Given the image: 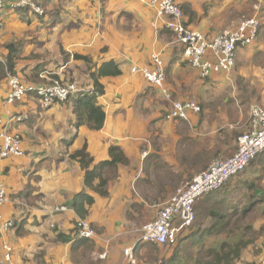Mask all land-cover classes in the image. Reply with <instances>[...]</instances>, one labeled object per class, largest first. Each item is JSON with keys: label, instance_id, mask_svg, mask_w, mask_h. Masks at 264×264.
I'll return each mask as SVG.
<instances>
[{"label": "crops", "instance_id": "1", "mask_svg": "<svg viewBox=\"0 0 264 264\" xmlns=\"http://www.w3.org/2000/svg\"><path fill=\"white\" fill-rule=\"evenodd\" d=\"M42 1L44 15L8 8L0 27V63L6 62L9 45L18 48L14 74L0 81V116H24L11 125V132L22 139V154L3 163L9 202L1 214L15 220V228L0 234V260L9 248L14 264H185L187 258L180 263L175 256L177 249L192 253L199 249L194 243L205 242L199 238L227 237L211 225L230 219L233 202L246 205L234 179L226 183L231 187L227 191L220 188L198 200L192 229H184L176 244L140 241L133 220L140 225L138 220L150 214L153 219L143 224L155 221L180 188L216 159L236 153L251 117L237 111L232 115L226 107L264 109V0H179L183 25L209 40L259 17L256 40L237 49L228 74L210 79H202L183 59L175 33L140 0ZM155 54L164 63V90L133 72L154 70ZM11 75L33 85L57 77L80 92L48 108L34 94L10 105ZM219 92L224 100L218 99ZM83 94H95L91 104L105 113L100 129L88 119L78 124ZM176 102H194L201 110H187L185 118L174 116ZM236 132L242 133L237 139ZM84 148L93 159L91 170L114 156L125 159L116 163L106 195L96 191L106 175L88 187L86 171L71 158ZM259 160L242 173L255 185L260 178L264 190V154ZM81 193L92 202L82 197L77 203ZM82 220L95 230V238H78ZM161 246L178 247L164 252ZM129 247L136 263L126 257ZM247 259L252 256L245 254L243 262L250 263Z\"/></svg>", "mask_w": 264, "mask_h": 264}, {"label": "built area", "instance_id": "2", "mask_svg": "<svg viewBox=\"0 0 264 264\" xmlns=\"http://www.w3.org/2000/svg\"><path fill=\"white\" fill-rule=\"evenodd\" d=\"M156 11L158 18L164 19L166 26L175 33L178 42L183 46V59L195 67L200 77L205 79L222 72L228 74L235 65V54L239 47H246L256 40L261 23L258 15L245 19L239 28L225 31L212 40L201 33L187 29L182 23L179 0H140ZM15 12L28 9L36 14H44L42 0H0V26L3 24L6 9ZM155 69H143L144 77L153 85L164 90L165 71L160 54L153 56ZM50 85L27 84L17 76H9L10 92L7 104L14 105L29 94L38 95L45 108L57 102H66L72 95L80 92L75 84H63L54 79ZM57 81L59 83H57ZM187 110L199 112L201 108L194 102H176L172 115L185 118ZM251 123L247 132L238 139L236 153L226 159H216L209 167L196 175L190 182L180 188L177 194L163 207L158 218L137 229L139 240L156 245L176 244L182 231L191 226L195 220V205L202 196L220 189L230 179L244 172L251 162L264 153V109L251 110ZM24 116L10 115L4 119L0 116V234L15 228V220H5L1 214L3 205L9 202L2 177L3 163L10 156L22 154V139L11 132V125L22 122ZM66 208H58L63 211ZM177 219L181 224L177 225ZM96 232L85 220L78 224V238L93 239ZM126 257L136 263L134 248L126 249ZM105 256V255H104ZM0 264H14L10 249ZM264 264V262H263Z\"/></svg>", "mask_w": 264, "mask_h": 264}, {"label": "trees", "instance_id": "3", "mask_svg": "<svg viewBox=\"0 0 264 264\" xmlns=\"http://www.w3.org/2000/svg\"><path fill=\"white\" fill-rule=\"evenodd\" d=\"M39 16V15H38ZM8 49L10 51L9 56H7V60L5 63H0V81L5 80L7 77V74H14L15 64H16V55H17V47L13 44L8 46ZM200 76V75H199ZM54 78V77H52ZM211 76L205 79H210ZM54 79L59 80V78L55 77ZM53 79V80H54ZM203 79V78H202ZM63 82V81H62ZM85 95L84 102L79 100L81 102V110L79 111V120L78 124L83 125L84 120L88 119L89 121H94L95 125H92L96 129H100L105 120V113L102 111L101 108L97 107L95 104H91L92 101H95V94L94 95ZM39 97V96H38ZM81 112V113H80ZM242 133L236 132L235 138L237 139ZM119 156H123L122 151H120ZM264 154V153H263ZM258 155L250 164L249 168L254 167L257 165L261 160V155ZM71 158L78 161L82 168L86 171L85 180H86V186L88 187H94L93 182L94 180L100 176V175H106V177L101 176L100 183L96 187V191H99L103 195L107 194V186L109 183V180L113 179L114 175L116 174L115 171L117 170L116 163L123 162L125 159L120 157L118 159L114 156V158L108 162L102 164L99 169L91 170V166L93 164V159L88 154L87 149H82L74 154L71 155ZM245 173L239 174L237 177L232 178L231 180H235L233 183H235V188L238 187H244L248 186V192L250 195H246L242 193L245 196V199L247 201L246 205L241 206L239 204H233L235 206L234 213L230 217L228 221L220 222L211 225L212 228H215V233L218 234H228V235H235L238 233L239 238L237 242H232L231 244L223 243L221 246L222 252L217 253L216 248L213 247V245L208 246L207 240H204L205 238H199V240H203L205 242L200 243L199 241L197 243H194L198 246L197 251H193L192 253L187 250H176L175 256L179 257L178 260L180 263L183 261V259H186L184 261L185 264H190V262L193 261V264H238L242 261H244V256L247 254L248 256L251 255L252 259L250 264H259L264 257V236H261L259 239H257V236H255V226L254 224H247L244 227L239 226L240 223H242L247 217H249L252 213H257L262 211L264 213V190L261 188V180L258 178L256 181V185L249 182L250 178L248 177L246 179ZM260 177V176H259ZM230 180V181H231ZM228 184H225L221 187L218 191H227ZM236 190V189H235ZM257 190V191H256ZM82 197H86L90 202H92V199L88 196H86L84 193H81L80 196L77 197V203L80 202V199ZM199 200V199H198ZM198 202V201H197ZM220 205L218 206V208ZM217 208V209H218ZM194 224V223H193ZM193 224L191 226H193ZM189 226L186 229L191 230L192 227ZM181 235V234H180ZM250 237V238H249ZM187 238V237H186ZM219 244V243H218ZM253 249L256 250V252H253ZM193 254L196 256L193 258ZM215 255L216 262H211ZM259 259V261H257ZM163 264H168V261H163Z\"/></svg>", "mask_w": 264, "mask_h": 264}, {"label": "rangeland", "instance_id": "4", "mask_svg": "<svg viewBox=\"0 0 264 264\" xmlns=\"http://www.w3.org/2000/svg\"><path fill=\"white\" fill-rule=\"evenodd\" d=\"M44 10H46V7L44 6ZM4 25V24H3ZM2 25V26H3ZM2 26H0V27H2ZM222 75H224V74H226V73H221ZM14 76H17V75H14ZM18 77V76H17ZM44 80H43V82L41 83V85H50V84H52L53 83V79H51V78H47V77H45V78H43ZM61 81V80H60ZM62 82V81H61ZM57 83H59L58 81H57ZM64 85L65 84H73V83H71V82H69L68 80H65L64 82H62ZM224 90H225V88H223ZM216 95H217V93H216ZM222 95H223V91H222ZM221 95V93L219 92V100H224V98H223V96ZM228 99V98H227ZM226 99V100H227ZM226 110L228 109V112H230L232 115H234L235 114V112L237 111L238 113H241L242 112V114H243V116L242 117H244V118H247V117H251L252 116V114H251V109L250 110H233V109H229V108H225ZM230 157V156H229ZM249 168V167H248ZM206 170V169H205ZM257 191V190H256ZM242 193H244V194H246V195H250V193L248 192V188L247 187H242ZM170 201V200H169ZM147 217L148 218H145V219H142V220H138V221H140V225H139V223H136L137 221L136 220H133V221H135V223H134V226H135V229H134V232L137 234V229H139L141 226H143V225H145V224H143V222H146V221H150V220H152L153 218H152V216L150 215V214H148L147 215ZM249 225V224H254V226H255V229H256V232H255V236H257V239H259L261 236H264V213L262 212V211H260V212H255V213H252L249 217H247L242 223H240L239 224V226H241V227H244V226H246V225ZM238 238H239V235H238V233H236L235 235H228L227 237H224V238H222V237H217V238H209L208 240H207V244L206 245H208V246H211V245H213V247H215L216 249V252L217 253H219V252H222V248H221V246L220 245H222L223 243H229V244H231L232 242H237V240H238ZM250 238V237H249ZM179 242H180V240H179ZM179 242H178V244H179ZM219 243V244H218ZM177 244V245H178ZM162 248H163V251L164 252H166V251H170V249H173V252H174V250L178 247H171V246H161ZM128 249V248H127ZM126 252V251H125ZM253 252H256V250L255 249H253ZM126 254V253H125ZM249 262H251L249 259H247ZM211 262H216V259H215V255H214V257H213V259L211 260ZM263 262H264V257L262 258V260H261V262L259 263V264H263ZM238 264H250V263H246V262H240V263H238Z\"/></svg>", "mask_w": 264, "mask_h": 264}, {"label": "clouds", "instance_id": "5", "mask_svg": "<svg viewBox=\"0 0 264 264\" xmlns=\"http://www.w3.org/2000/svg\"><path fill=\"white\" fill-rule=\"evenodd\" d=\"M42 3H43V1H42ZM43 6H44V3H43ZM44 13H45V10H44ZM39 15V14H38ZM42 15H44V14H42Z\"/></svg>", "mask_w": 264, "mask_h": 264}]
</instances>
